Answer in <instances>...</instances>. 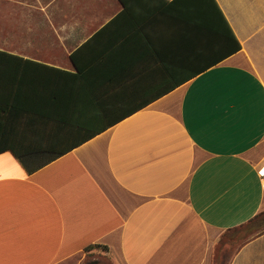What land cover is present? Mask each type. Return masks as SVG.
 I'll list each match as a JSON object with an SVG mask.
<instances>
[{"label": "crops", "instance_id": "obj_1", "mask_svg": "<svg viewBox=\"0 0 264 264\" xmlns=\"http://www.w3.org/2000/svg\"><path fill=\"white\" fill-rule=\"evenodd\" d=\"M0 51V264H264V0H0Z\"/></svg>", "mask_w": 264, "mask_h": 264}, {"label": "rangeland", "instance_id": "obj_2", "mask_svg": "<svg viewBox=\"0 0 264 264\" xmlns=\"http://www.w3.org/2000/svg\"><path fill=\"white\" fill-rule=\"evenodd\" d=\"M262 163L263 162H261L260 165ZM262 231H264V219L259 220V218H258V219H255L254 221L250 222L249 224L241 227L235 235L229 234V239H228L229 245H225L223 247L220 256H222V254H224L226 246L229 250V253L231 254L232 251L234 249H236L242 241H244L247 238L253 236L254 234H257L258 232H262ZM220 260H221V258H220ZM85 264H112V263H111L110 259L107 257H100V258L95 257V258H88L86 260ZM218 264H221V263H218Z\"/></svg>", "mask_w": 264, "mask_h": 264}, {"label": "trees", "instance_id": "obj_3", "mask_svg": "<svg viewBox=\"0 0 264 264\" xmlns=\"http://www.w3.org/2000/svg\"><path fill=\"white\" fill-rule=\"evenodd\" d=\"M0 55H3V56H5V57H13V55H11V54H9V53H6V52H2V51H0ZM7 147H0V150H3V149H6ZM21 159H22V156L21 155H19V154H17ZM24 164L26 165V167L29 169V171H34V169L35 168H39V167H41V166H43L44 164H46V162H42V163H37V165L35 166V168H31V167H29L28 165H27V163L24 161ZM259 218V220L261 219H264V212L263 213H261L260 215H258L256 218H254L252 221H254L255 219H258ZM106 249H108V247H105Z\"/></svg>", "mask_w": 264, "mask_h": 264}, {"label": "built area", "instance_id": "obj_4", "mask_svg": "<svg viewBox=\"0 0 264 264\" xmlns=\"http://www.w3.org/2000/svg\"><path fill=\"white\" fill-rule=\"evenodd\" d=\"M258 173L262 180L264 181V162L259 166Z\"/></svg>", "mask_w": 264, "mask_h": 264}]
</instances>
